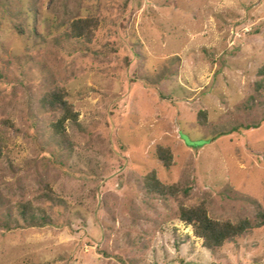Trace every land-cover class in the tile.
<instances>
[{"label": "rangeland", "instance_id": "374dc122", "mask_svg": "<svg viewBox=\"0 0 264 264\" xmlns=\"http://www.w3.org/2000/svg\"><path fill=\"white\" fill-rule=\"evenodd\" d=\"M90 17L91 43L67 36ZM263 63L264 0H0V264H264V227L211 253L178 219L264 210ZM57 87L61 149L38 106ZM151 171L178 193H146Z\"/></svg>", "mask_w": 264, "mask_h": 264}, {"label": "trees", "instance_id": "16d2710c", "mask_svg": "<svg viewBox=\"0 0 264 264\" xmlns=\"http://www.w3.org/2000/svg\"><path fill=\"white\" fill-rule=\"evenodd\" d=\"M98 26L96 18H80L67 23L66 34L72 39H80L83 42L91 43L94 39V32ZM256 79L252 86L255 93H264V63L255 73ZM38 106L43 112L57 114L55 120L50 123L51 136L61 144L57 149L69 146L65 135V123L76 122L78 114L74 111L72 104L67 99V94L62 88L49 89L43 93ZM196 120L204 125L207 120V112L199 110ZM3 123H7L3 121ZM155 157L164 168L172 164V153L168 147L156 146ZM143 188L150 195L159 197L174 196L179 188L175 185L162 184L156 177L154 171L149 172L143 178ZM28 204H21L18 208V216L26 220L30 213ZM8 217V216H7ZM31 221L32 218L29 217ZM178 219L189 226L193 235L200 239L202 247L211 253L217 252L225 243L243 237L247 232L264 227V210H258L255 214V221L252 222L243 218L232 222L230 220H214L208 217L207 210L203 203L192 206H182L178 209ZM44 224L48 222L44 221Z\"/></svg>", "mask_w": 264, "mask_h": 264}]
</instances>
